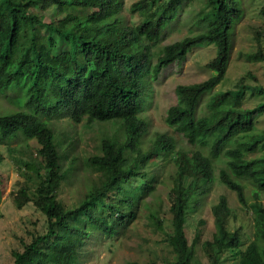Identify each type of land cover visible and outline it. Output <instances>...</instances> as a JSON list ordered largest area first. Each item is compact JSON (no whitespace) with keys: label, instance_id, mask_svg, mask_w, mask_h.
<instances>
[{"label":"trees","instance_id":"16d2710c","mask_svg":"<svg viewBox=\"0 0 264 264\" xmlns=\"http://www.w3.org/2000/svg\"><path fill=\"white\" fill-rule=\"evenodd\" d=\"M189 1L136 0L129 12L137 13L140 21L132 26L122 15L124 0H0V95L18 107L0 113V145L34 139L41 158L24 165L27 176L33 175L36 182L34 196L23 186L12 201L17 208L32 201L47 219L45 232L35 235L22 251L13 252L12 264H82L85 240L96 232L116 234V225L130 222L145 193L152 191L154 175L148 178V170L141 168L148 166L150 158L172 152H176L179 171L169 238L175 264H191L193 246L187 247L183 225L188 210L195 211L198 196L213 187L216 170L218 180L236 193L242 205H247L243 182L251 185L254 238L240 250L238 231L225 229L230 209L221 195L211 208L216 232L202 244L205 255L211 264H221L228 249L238 256L232 264H264V204L260 201L264 131L251 133L264 112V100L243 108L245 87L213 92L226 73L232 36L244 15L243 0H206L201 12L191 18L196 33L166 44L152 62L153 44L179 22ZM37 5L54 6L60 18L42 21L30 11ZM260 14L264 17V0ZM41 26L46 35L41 34ZM54 34L61 40L59 46ZM205 44L215 47V57L206 64L212 74L201 82L177 85L176 103L164 118L198 149L188 159L175 151L173 138L163 133L148 138L150 147L143 150L147 124L141 113L148 104L151 81L162 69L182 61L191 49ZM250 58L264 60V53ZM253 90L264 95L263 87ZM7 92L15 95L6 96ZM204 96L208 102L199 112ZM58 118L75 124L115 121L121 130L103 140L100 155L88 158L87 164L102 179L73 209H65L56 198L64 174L49 122ZM258 151L261 155L252 157ZM2 159L0 152V163ZM185 174L190 176L186 187Z\"/></svg>","mask_w":264,"mask_h":264},{"label":"rangeland","instance_id":"374dc122","mask_svg":"<svg viewBox=\"0 0 264 264\" xmlns=\"http://www.w3.org/2000/svg\"><path fill=\"white\" fill-rule=\"evenodd\" d=\"M134 1L136 0H124L122 10L124 20L132 26L140 21L137 13L129 12V6ZM205 1L190 0L184 6L179 22L160 42L153 44V63L166 44L196 33L191 18L201 12ZM262 5L263 0H243L244 15L232 36L226 73L213 89V92H218L245 87L243 108H252L264 100V95L252 91L254 86L264 88V60L250 58V55L257 52L264 53V17L260 14ZM30 11L38 14L42 21L60 18L54 6H32ZM40 32L47 34L44 26L40 27ZM54 39L56 46H59L60 38L54 34ZM214 57L215 47L212 44L193 48L182 61H175L162 69L151 81L148 104L141 113L147 124L143 150L150 147L148 138L166 133L173 138L175 151H180L186 158L191 159L198 147L189 143L174 127L167 125L164 118L166 110L176 103L175 87L179 84L201 82L210 77L212 71L206 64ZM14 95L12 92L6 94ZM207 102L208 96H204L199 112H202ZM17 108L9 97L0 95V113L13 112ZM49 125L55 134L61 172L64 174L56 190V198L65 209H73L102 179L100 172L87 164L88 158L100 155L103 140L115 134L119 135L121 130L115 121L87 123L82 120L75 124L69 118H58L51 120ZM263 131L264 112L256 118L251 133L258 134ZM38 148L39 145L34 139L0 145L3 156L0 163V264H12L13 252L22 251L24 245L35 235L45 232L47 227L46 216L32 201L26 202L21 208L15 207L12 201L23 186L27 188L30 197L34 196L36 182L33 175L27 176L24 165L32 158L41 160L37 154ZM175 153L150 158L148 166L141 168L148 170V178L154 175L152 191L145 193L143 201L136 208L135 217L130 222L116 225L119 229L116 234L108 236L96 232L85 240L82 264H175L176 252L169 242L174 228L171 211L174 202L173 187L179 175ZM260 155L261 152L258 151L252 157ZM182 181L185 187L188 186L190 176L183 175ZM243 186L247 205L239 203L236 193L218 180L216 170L213 187L206 195L198 196L195 211L188 210L183 231L187 247L193 246L191 264H211L202 244L212 240L216 232L211 208L221 195L226 196L230 209V215L224 218L225 229L230 232L238 231L240 250H244L252 241L254 212L250 207L253 203L251 185L243 182ZM260 201L264 204V190L260 192ZM237 258L233 251L224 250L221 264H232Z\"/></svg>","mask_w":264,"mask_h":264}]
</instances>
